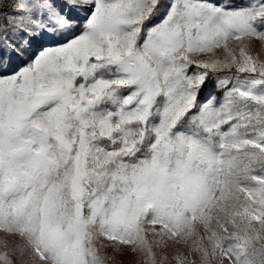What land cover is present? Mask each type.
Masks as SVG:
<instances>
[{
  "label": "snow or ice",
  "instance_id": "6c2138e0",
  "mask_svg": "<svg viewBox=\"0 0 264 264\" xmlns=\"http://www.w3.org/2000/svg\"><path fill=\"white\" fill-rule=\"evenodd\" d=\"M264 0H0V264H264Z\"/></svg>",
  "mask_w": 264,
  "mask_h": 264
},
{
  "label": "rangeland",
  "instance_id": "374dc122",
  "mask_svg": "<svg viewBox=\"0 0 264 264\" xmlns=\"http://www.w3.org/2000/svg\"><path fill=\"white\" fill-rule=\"evenodd\" d=\"M256 51L264 56V49H261L259 45L256 47ZM119 264H133V258L131 256H120L118 257Z\"/></svg>",
  "mask_w": 264,
  "mask_h": 264
}]
</instances>
